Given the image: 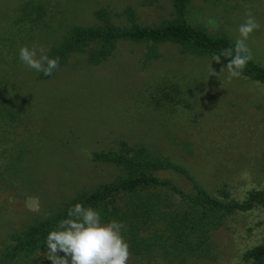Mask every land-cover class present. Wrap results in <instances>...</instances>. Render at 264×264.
Segmentation results:
<instances>
[{"label":"rangeland","instance_id":"rangeland-1","mask_svg":"<svg viewBox=\"0 0 264 264\" xmlns=\"http://www.w3.org/2000/svg\"><path fill=\"white\" fill-rule=\"evenodd\" d=\"M127 5L145 25L174 17L169 0H0V248L81 189L109 181L115 171L92 153L122 141L183 164L209 191L225 184L242 197L264 185V84L229 80L212 57L163 42L145 62L146 44L123 40L99 63L72 53L51 76L19 59L22 46L50 49L73 26L95 24L96 10L116 17ZM248 11L260 28L247 44L264 65V0H190L188 20L236 41ZM161 175L190 189L180 175ZM263 239L264 212L236 214L212 234L215 257L188 264H230ZM47 251L30 264H51Z\"/></svg>","mask_w":264,"mask_h":264},{"label":"trees","instance_id":"trees-1","mask_svg":"<svg viewBox=\"0 0 264 264\" xmlns=\"http://www.w3.org/2000/svg\"><path fill=\"white\" fill-rule=\"evenodd\" d=\"M174 17L161 24L145 25L136 10L127 5L115 16L106 9L94 12L96 23L73 26L47 53L63 64L72 53L82 52L91 63L109 57L119 41L146 44L144 61L159 56L158 44L179 43L192 52L212 57L235 41L221 31L210 32L188 20L190 0H169ZM253 57V56H252ZM226 66L228 58L221 57ZM243 77L264 84V65L254 57ZM92 159L115 171L109 181L81 189L55 212L37 219L21 231L8 235L0 248V264H30L45 243L49 231L66 219L77 203L99 211L101 222H121L130 257L137 264H188L191 259H213L212 234L234 215L259 209L264 212V185L248 189L238 197L224 184L215 191L205 188L183 164L159 155L144 144L122 141L116 148L94 151ZM182 176L187 190L172 178ZM244 264H264V239L241 254Z\"/></svg>","mask_w":264,"mask_h":264},{"label":"clouds","instance_id":"clouds-1","mask_svg":"<svg viewBox=\"0 0 264 264\" xmlns=\"http://www.w3.org/2000/svg\"><path fill=\"white\" fill-rule=\"evenodd\" d=\"M246 17L238 27L239 37L234 48L223 49L212 56V62L218 64L221 57L228 58L226 68L229 80L241 77L247 63L253 58L247 41L260 28V24L251 11L246 13ZM49 51L43 45H33L31 48L22 46L19 59L29 69L51 76L60 67V58H50L47 54ZM67 217L60 220L56 229L46 236L48 251L45 256L51 264H127L131 254L121 233L124 228L121 222L113 220L102 223L99 211L80 203L69 208ZM230 264H242V261L240 257H234Z\"/></svg>","mask_w":264,"mask_h":264}]
</instances>
